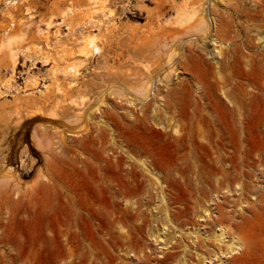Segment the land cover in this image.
Instances as JSON below:
<instances>
[{
    "label": "rangeland",
    "instance_id": "1",
    "mask_svg": "<svg viewBox=\"0 0 264 264\" xmlns=\"http://www.w3.org/2000/svg\"><path fill=\"white\" fill-rule=\"evenodd\" d=\"M232 1L228 4L217 1V7H214L215 21L220 27L218 39L225 42L226 38L234 40L238 36L239 41L235 40L241 53L244 51L249 56L264 55V14H261L258 21L246 23L245 18L238 21L233 11V5L240 4L243 9L249 10L257 3L264 10V0ZM197 2L198 0H13L12 3V0H0V24H8L3 18V10L16 5L17 9H13L12 14L21 22L20 28L24 34L12 49V60L7 51L0 52V237H11L9 246L0 242V264H52L47 253L37 251L39 246L35 241L38 225L33 217L37 204L64 207V193L71 195V192L66 191L68 184H78V189L72 191L73 197H76L77 194L90 191L88 186L82 184L83 175L85 177L91 171H96L97 179L108 175L102 169L105 165L102 158L111 157L112 151L106 155L103 151L105 147L98 145V148L96 145V153L95 149H91L93 145L86 144L88 141L80 145L75 139L96 130V124L105 120L100 119L101 116L117 113L122 118L130 113L140 112V101L131 104L126 98L109 92L105 94L104 102L98 104L100 95L114 84L138 87L146 76V65L151 64L152 68L160 66L159 61L153 64V56L158 54L157 50L165 40L171 41V37L175 35V24L181 9L189 11ZM102 4L104 8L101 10ZM91 11L94 12L93 19L90 23L83 24V19ZM221 15L234 17L233 26L240 24L243 32L240 30L237 33L235 28L227 35L222 32ZM68 19H72V23L68 24ZM247 27L252 31L251 36L260 38L254 46L251 45L253 48L250 50L240 47V42L243 44L249 33ZM0 33L1 40L4 33L1 27ZM212 33L213 29L205 46L198 45L196 41H186L183 56L179 59L182 65L187 64L188 68L195 66V56L199 54L207 55L209 59L210 54L214 53L225 56L222 51L228 49L230 43L225 47L217 39L211 42ZM89 34L100 38L102 51L89 58L77 79L66 76L61 72V59L70 58L73 53L79 55L83 38ZM215 48L218 49L214 52ZM165 53L166 48H162V64L166 63ZM199 63L202 64L201 61ZM257 68L252 72L251 79H257L263 73ZM186 75L179 68L174 83L185 82L188 79ZM164 88V83L159 84L161 93L166 91ZM152 97L150 95L148 101ZM98 107L101 111L97 112ZM256 107L257 113L264 118V101L257 100ZM86 120L90 122L87 123ZM83 122H86V126L82 125ZM90 124L93 130L89 131L88 128L92 129ZM108 128L114 130L118 138L127 135L124 129L122 131L110 125ZM79 130L81 133L84 130L85 133L75 135L80 133ZM107 131L108 129L104 132L105 141L110 140L111 133ZM245 131L248 136L242 142L240 139L229 140L225 151L229 172L224 178H203L199 181L189 174L194 177V187L173 182L174 178L184 181L182 178L185 177V174L180 173L179 155L172 149L168 151L167 148L160 147L161 142L153 139L154 135H149L152 139H142L144 143L141 140L139 147L148 145L152 148L151 145L158 144L156 152L160 156L162 153L163 157H159L160 167L162 166V175L168 179L163 186L165 201L161 199L162 191H154L147 179L146 190L138 195L139 203L133 207L134 211L124 210L131 226V234L122 241L117 236L112 238L104 230L106 219L110 218L113 210V200L109 193L104 192L105 196L100 193L99 183H93L92 187L99 193L91 195L97 211L84 216V238L87 245L84 252L87 258L82 264H166L160 260L173 252L179 253L173 264H179V259L183 257H186V264H264V120L258 127L253 123L248 124ZM126 140L134 142V139ZM108 146L117 149L111 143ZM61 148L66 151L84 149L81 151L82 157L77 153V158L88 159V167L73 163L70 159L72 156L63 153ZM71 165L77 168L73 169ZM72 170L76 172L75 175ZM109 177L111 176L108 175ZM51 178L59 184L57 192L53 188L51 192L42 190V195L34 192L41 189L42 181L48 184ZM150 178L151 181L154 179L151 175ZM170 178L173 179L169 181ZM38 179L40 183H37ZM129 187L124 191L132 190L133 187ZM118 202L121 204L118 209H123L122 206L125 207L126 203L121 198ZM167 204L171 206L169 215L173 224L165 231L158 232L161 236L158 239L151 235L150 229L160 230L161 225L156 222V217L162 215L159 213ZM130 212L136 214L134 219L139 217V222L135 224L142 226L141 229L131 223ZM55 219L50 222L51 233L44 230V234L58 237L64 242L65 237L59 234L63 229L58 228L59 223ZM58 220H65L64 215ZM220 233H224V237L217 240L215 237ZM193 239L197 245L193 244ZM168 242L169 245H166ZM66 258L67 256L54 264H66Z\"/></svg>",
    "mask_w": 264,
    "mask_h": 264
},
{
    "label": "bare ground",
    "instance_id": "2",
    "mask_svg": "<svg viewBox=\"0 0 264 264\" xmlns=\"http://www.w3.org/2000/svg\"><path fill=\"white\" fill-rule=\"evenodd\" d=\"M217 1L218 3L224 2L228 4V2H231L232 0H198L191 10L189 9L188 11L186 9L185 11H182L181 9L182 12L180 11L178 13L180 15L178 21H176L177 23L175 24L174 22L175 27H177L175 35L171 37V41L167 39L162 45L160 44V49L157 50L158 54L156 53L153 56L155 59L153 64H156L159 61L160 66L152 68L151 64L146 65V76L143 79V82H140L138 87H132L123 83L114 84L112 87L106 88L105 92L100 95L101 98L99 99L98 104L104 102V96L109 92L110 94H117L121 98H126L131 104L140 101V112L130 113L122 118H120L117 113L108 114L104 117L101 116L100 119L105 118V120L96 124L98 128L94 125V127L97 128L96 130H93L91 124L90 126L92 129L88 128L89 126L87 125L89 131H93H91V133L87 132L89 133L87 134L84 131L86 127H84L83 132L85 133V136L83 135L79 139H75L80 145H83L84 142L88 141L86 143L87 145L89 143L94 146L91 149H95L96 145H103L105 147L103 151L106 155H109L112 151L111 157L105 159L101 157L105 163L103 168L102 166L101 168L111 177L108 178V175L106 174L107 176L102 175L103 177L97 179V176L95 175L96 171L88 172L85 177L83 175L84 181L82 180V184L83 186H88L90 191H84L81 194L79 193L80 195L77 194L76 197H73L72 191L76 188L78 189V184H68L69 186L65 188L68 193L71 192V195L69 196L64 193V207H54L50 204H37L33 216L34 221L38 225L36 229V241H34L37 242L39 246L37 251L47 253L52 264L58 260H64L66 256V264H82L86 262L87 255L84 251L87 250V245L84 238V216H87L92 211L94 213L97 211L94 205L95 200H93V196H91L97 194L95 188L92 187L93 183H99L101 189H98L100 190V193H109V197L113 200V210L110 213V218L106 219L107 224L104 230L111 234L112 238L117 236V238L122 239V241L127 239L131 234V226L128 224L129 221L125 217L124 210L134 211L133 207L139 203L137 199L138 195H141V193L146 190L147 179H149L154 191H162V194L160 193V195H162L161 199L163 202L165 201L163 186L167 183L168 179L162 175V166L160 167L159 157L162 156V153L160 156L156 152L158 144L151 145L152 148L148 145H145V147L143 145L142 147H139L142 139H144V141L146 139H152L149 135H154L155 138L153 139L160 140V147L167 148L168 151L172 149L175 154L179 155L180 173L185 174V177L182 178L184 181L174 178L173 182L177 184L182 182L190 187H194V177H197L199 181L203 178H224V175L229 172V169L227 168L228 157L225 153L229 140L240 139V142H242V139H246L248 136V132L245 131L248 124L253 123L255 127H258L263 122L264 118L257 113L256 104L257 100L264 101V55L256 54L249 56L244 54V51L241 53L237 46L238 42L235 40H238L239 38L237 35V38L234 40L232 38H226L227 41L225 42L218 39L220 27L217 26V19L214 12V7H217ZM258 1L262 2L263 0ZM232 2H234V0ZM235 3L238 4L237 2ZM103 5L104 4L101 6V10L104 8ZM239 5H233V11L237 15V20L245 18L246 23H251L252 21H258L261 14H264V10H262L263 7L259 5V3L253 4L255 8H253L252 5V9L249 10H245ZM15 8L16 5L15 7L13 5L11 8L3 10V18L8 21V24L6 23L7 25L4 24V26L0 24L2 25L0 27L4 30V33L1 35L2 39L0 40V52L3 50L5 52L7 51L11 60L13 59V47L24 36L20 28L21 22H19L12 14V10ZM93 14V11L88 13L82 23H90L93 19ZM233 20L234 17H225V15H221L222 32L226 35L232 33L233 28L236 29L237 33L243 28L238 23L233 26ZM67 23H72V19H68ZM212 29L213 39L211 42L217 39L220 45L225 44V47L230 43L228 49L225 48L224 51H222L225 56L221 54L217 56L214 53V55L210 54L211 58L209 59L207 55L204 56L199 54L195 56L197 58L195 66H190L188 68L187 64L182 65L179 59L181 55L183 56L182 52L184 51L183 49L186 41H190V43L196 41L198 42V45L205 46V41L209 38ZM248 29L249 28L247 27L246 30L249 33L247 32L248 35H245L246 40L244 39L243 44L240 42V47H247L248 50H250L260 38H254V36H251L250 32L252 31H249ZM182 33L185 35L183 36ZM100 42L101 40L97 35H86L83 38L82 46L79 48V55L73 53L70 58L62 57L63 59L61 60H63V66L60 67L62 70L61 72L66 76L77 79V77L81 75L82 66L85 65L89 58L102 51ZM251 45L253 46L251 47ZM162 48H166L165 64L161 63L162 57L160 56V51ZM217 49L218 48H215L214 52L217 51ZM218 51H220V48ZM199 61H201L202 64H200ZM255 67H258L257 69L263 71V73L260 74L259 78L251 79L252 72L256 69ZM179 68L183 69L184 75L187 74L186 76L188 79L183 83L176 84L174 83V78ZM230 70L232 71L230 72ZM161 83L165 84L164 89H166V91H163L162 93L159 89V84ZM251 87H253V90H251ZM112 89L114 90L111 91ZM150 95H153V97L148 101ZM96 111H101V108L98 107ZM132 116H134V118H132ZM88 122L90 121H87V123ZM76 123L78 124V122ZM85 123L86 122H83L82 125L86 126ZM108 125L112 128L124 129L128 136L122 135L119 136V138L116 137L113 132L114 130L111 131L108 128ZM107 129V133H111L109 141H105L106 138L104 132ZM255 131L257 132L258 130ZM78 132H80V130ZM83 132L77 133L76 131L75 133L77 134L75 135L79 136L83 134ZM126 139H134V142L132 141V143ZM144 141L142 140L143 143ZM109 143L116 146L117 149L114 150V148H109L110 146L107 147ZM74 149L73 151H70V149L66 151L64 148H61L63 153L72 156L70 159L73 163L81 164L83 167L86 165L88 167V159L84 160L81 158L84 149L81 150L82 152ZM97 149H95L97 151L96 153H98ZM119 150H121V152H119ZM77 153L81 156L79 159L77 158ZM84 153L86 152L84 151ZM73 156H76V158H73ZM97 156L100 155L97 154ZM170 156L171 155H169V157ZM68 159L69 158L66 157V160ZM163 159L161 160L163 161ZM73 167L74 166H72V168ZM72 172L73 175L76 174L74 170H72ZM78 172L79 170L77 173ZM81 173L84 172L82 171ZM189 174L194 175V177H191ZM150 175L154 177L152 181ZM81 176L78 177L80 178ZM42 177H45L44 174ZM43 178L39 179L42 180ZM62 179L63 177L61 180ZM172 179L170 178L169 181ZM38 181L37 183H40V181ZM41 183L40 186L42 185V187L39 191L33 190L38 195L42 193V190L51 192V188L57 192V185L59 184H57V181H54L53 178L49 179L48 184L43 181ZM129 186L133 187L132 190L124 191L126 188L130 189ZM103 196H105V193ZM120 198L126 203L125 207L122 206L123 209L121 210L118 209V206H121L118 202ZM170 211L171 206L169 204L162 207L161 212L159 213L162 215H157L156 217V222L158 225H161V228L158 231L156 228L150 229L152 236L159 239L161 236L160 234L158 235V232L161 233L165 231L170 224H173V220L169 215ZM129 214V217L132 219L131 223H134L135 227L141 229L142 226H136L135 224L139 222V217L134 219L133 216L136 214L133 212H130ZM163 214H165L164 217ZM63 215L65 220H58V218ZM97 216L100 217V215ZM52 219L57 220L59 223L58 228L63 229L60 230L59 234L65 237L64 242L58 237L44 234V230L45 232L51 233L50 222ZM63 237L61 239H64ZM223 237L224 233H220L215 238L217 240H222ZM10 238L8 239V237L3 235V238L0 237V242L6 244L5 246H9L11 244ZM174 239L175 238L173 237L172 240ZM193 244L197 245L196 240L194 239ZM166 245H169V242ZM178 257L179 253L173 252L166 255L160 260V262L173 264L177 261ZM179 264H186V257L179 259Z\"/></svg>",
    "mask_w": 264,
    "mask_h": 264
}]
</instances>
